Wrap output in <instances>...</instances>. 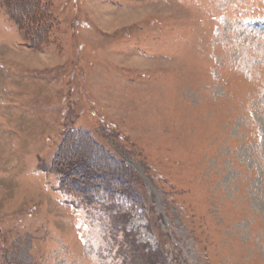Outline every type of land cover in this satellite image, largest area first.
<instances>
[{
	"label": "rangeland",
	"instance_id": "1",
	"mask_svg": "<svg viewBox=\"0 0 264 264\" xmlns=\"http://www.w3.org/2000/svg\"><path fill=\"white\" fill-rule=\"evenodd\" d=\"M0 264H264V0H0Z\"/></svg>",
	"mask_w": 264,
	"mask_h": 264
},
{
	"label": "trees",
	"instance_id": "2",
	"mask_svg": "<svg viewBox=\"0 0 264 264\" xmlns=\"http://www.w3.org/2000/svg\"><path fill=\"white\" fill-rule=\"evenodd\" d=\"M88 161H90V160H88ZM81 164L82 163H74L73 161L72 162H66L65 164H63V162H62V166L60 167L62 173L60 172V174L62 175L63 179L66 177L69 179V182L68 181L67 182L70 183L75 189H77V193H78L77 195L80 197V199H82L85 202H92L93 194L94 193H100L99 191L94 192V190H93V188L95 187L93 179L96 178V173L91 168L92 166L86 167L87 169L83 168V170L77 169V168H80V166H82ZM93 165H94V163H93ZM63 167H65V168H63ZM75 171H77V173H76L77 175H75V173H74ZM102 178H104V181H106L103 184V186H104L103 188H105V189H111L112 185H114V187H116L118 183H119V186H121L122 184L125 185V183H126L125 181H123V183L119 182V179L121 178L120 174L117 175L116 178H114V176L108 177V175L103 174ZM127 188H128V186H127ZM126 189L124 191L122 189H120L118 192H122V194L128 196L129 198L133 197V195L130 194ZM101 191L107 192V191H104L102 189H101ZM134 200L136 201L135 198H134ZM134 251L135 250L132 251L131 256L134 254Z\"/></svg>",
	"mask_w": 264,
	"mask_h": 264
}]
</instances>
